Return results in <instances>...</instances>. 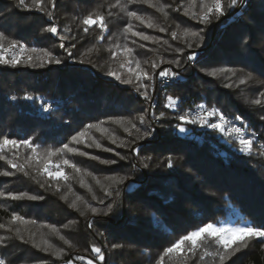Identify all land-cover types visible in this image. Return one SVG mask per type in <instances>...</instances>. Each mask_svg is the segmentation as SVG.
I'll list each match as a JSON object with an SVG mask.
<instances>
[{"label":"trees","instance_id":"16d2710c","mask_svg":"<svg viewBox=\"0 0 264 264\" xmlns=\"http://www.w3.org/2000/svg\"><path fill=\"white\" fill-rule=\"evenodd\" d=\"M115 2L56 0L50 20L43 12L19 7L18 0H0V32L29 48L47 49L62 61L42 67L24 63L17 67L0 65V138L30 139L40 146L41 152L67 143L89 153L88 156L66 153V158L91 174H76L65 167L72 178L68 182L55 181L31 169L25 175L0 160V171L15 173L0 176V192L5 193L0 197V224L5 225L0 228V238H4L0 259L5 264H63L68 260L86 264L75 258H93L92 245L107 254L104 261H96L98 264H157L165 248L206 223H220L237 213L238 218L248 220L253 226H264V157L258 155L257 147L264 144V119H261L264 105L251 103L264 92V0H241L235 8L228 7V0H223L225 14L213 15L207 24L184 15L188 0H160L171 5L167 18L145 4H127L122 0L128 11L151 16L168 29L166 32L130 21L120 7H110ZM199 6L200 0H197L196 11ZM92 11L103 13L107 31L102 32L95 25L87 33L83 31L80 20ZM129 22L136 30L157 37L160 42L142 41L130 34L126 37L123 29ZM51 24L56 25L58 34L44 31ZM177 25L199 31L201 35L198 38L179 36L173 40L170 33L177 30ZM65 28L69 31L65 32ZM61 35L67 39L61 40ZM125 43L135 50L132 58L140 60L142 67L153 73L151 81H143L148 85L149 97L155 94V82L161 70L172 66L180 74L168 92L157 98L155 107L150 98L141 95L143 89L137 90L135 80L125 84L107 74L111 70L124 78L129 76L127 67H120L124 57L113 59L108 51ZM189 43L191 47L187 46ZM93 46L95 50L91 54L81 55ZM190 55L195 58L187 63ZM159 57L165 61L179 60L180 64L165 62L153 71L151 61L159 62ZM214 69H219L217 75H208ZM249 74L252 79L241 85L239 81L247 79ZM28 95L35 99H26ZM169 97L174 101L172 106H167ZM47 103L52 107L44 114L42 108ZM200 106H215L222 114L239 116L247 137L253 140L252 153L241 151L236 140L219 130H202L196 123L178 119L183 115L192 118V112ZM141 115L145 117L143 124L138 119ZM119 119H123V125L113 122ZM100 122L118 138L115 144L108 134L94 129L89 134L100 142L101 148L71 142V137L88 124ZM128 122L135 123L140 132L135 129L131 135L126 132L124 127ZM181 127L187 132L181 133ZM145 132L151 134L144 136ZM29 151L20 147L6 155L12 158L14 153L18 154L17 162L23 163ZM93 156L99 159H92ZM52 159L60 163V157ZM101 160L116 163L104 164ZM106 177L122 178L123 182L113 183ZM81 179L85 187H81ZM69 185L72 192H68ZM9 192H27L42 199L12 200L7 198ZM66 193L67 200L61 199ZM77 195L100 210V214L86 211L80 202L79 210L70 208ZM93 195L96 199H92ZM13 212L35 223H11ZM44 225H54L72 247ZM41 239L55 248H63V257L43 251V246L33 247ZM206 246L209 251L219 247L211 242ZM201 254L198 251L184 264H213V257L200 260ZM164 264L178 262L175 257H168ZM226 264H264V239L250 241L247 248Z\"/></svg>","mask_w":264,"mask_h":264},{"label":"snow or ice","instance_id":"6c2138e0","mask_svg":"<svg viewBox=\"0 0 264 264\" xmlns=\"http://www.w3.org/2000/svg\"><path fill=\"white\" fill-rule=\"evenodd\" d=\"M127 4H145L148 7L154 8L157 12L161 13L165 18L168 17V11L171 7L169 4L161 3L160 0H126ZM241 0H228V7L235 8ZM197 0H188L187 6L184 8V15L191 16L193 19H197L200 23H210L213 15L219 17L225 14V5L223 0H200L199 11H196ZM18 6L22 7L26 10H33L43 12L50 20L53 18L54 13L52 9L56 6V0H30L26 2V0H18ZM110 7H120L123 11H125L127 17L130 21H138L141 25H144L147 28H156L160 32L168 31L167 28L160 26L155 22V20L151 17H145L144 15L139 14L137 11H128L125 5L122 3V0H116L115 4L110 5ZM179 10V9H177ZM111 15V13H109ZM105 16L103 13L98 11L89 12L86 16H84L80 20V24L83 25V31L87 33L89 29L95 25L102 32L107 31V24L105 23ZM177 30L171 31L170 35L173 40H176L179 36L185 38H198L201 33L199 31H193L189 28H180V25L176 26ZM45 32L51 33L53 35L58 34V28L55 24H51L50 26L44 29ZM65 32H68L69 29L65 28ZM123 33L127 37L130 34L132 37H137L142 41H152L154 43H159V38L151 37L147 35L143 31H138L135 29L133 23L129 22L123 29ZM61 40L67 39L66 36L61 35ZM132 43L135 44L136 41L132 40ZM165 43H167L165 41ZM191 47L192 45L189 43L187 45ZM61 48H64V44L60 45ZM140 47H144V45H140ZM18 49V51H17ZM95 50V46L88 48L81 55L91 54ZM108 51L111 53V57L116 59L118 56L124 57V60L121 62V69L127 67V71L129 76L124 78L122 74L109 70L108 75L114 76L115 79L120 80L125 84H132L134 80L137 84V90L143 89L141 95H143L146 99L150 98L148 96V85L144 84V80L151 81L153 79V73H150L145 68L142 67L141 61L137 59H133L134 56V48L129 47L127 43L123 45H115V50L113 48H109ZM177 51H182L177 49ZM30 53H38L39 55L33 56ZM68 55L71 57V51H68ZM194 55H190L188 57L189 60L194 59ZM35 61V63H34ZM83 61H81L82 63ZM175 64L179 66V60H167L165 61L163 57H159V62L156 60L151 61V68L153 71L160 67L162 63ZM21 63L29 64L31 66H44V64H60L62 61L57 58L53 52L47 49H37V48H29L27 45L19 43L15 39H10L4 32H0V65H8L11 67H17ZM144 63H149L148 61H144ZM135 64V68L132 65ZM220 71H226L221 69ZM177 73L173 72L170 68H165L159 72V76L165 78L175 77ZM210 76L217 75V71L213 70L208 73ZM252 79V76L249 74L247 79H241L239 83L241 85L246 84L249 80ZM226 87H231V85H225ZM260 98L253 99L251 101L254 105H264V92L259 93ZM28 100L35 99L33 96L28 95L25 97ZM174 101L171 97H169V105L172 106ZM202 107V106H201ZM47 110V109H45ZM163 115V113H161ZM207 116H218V122L216 123H208V120L205 116H199L195 118H191L188 115H183L178 117V119L185 121L186 123H200V124H208V126L212 129L225 131V125L229 124V121L226 117L219 112L218 109H212L208 111ZM139 122L141 124L144 123L145 117L143 115L139 116ZM235 119L240 120L241 118L237 116ZM264 119V117H261ZM114 123H118L123 125V119L115 120ZM103 122L98 124H88L82 131L77 132L74 136L71 137V142L75 144H85L86 147L95 146L96 148H101L102 145L98 140L92 137L89 134V130H95L100 132L101 134H108V138L112 141V143L117 142V137L112 136L109 133L107 128L102 127ZM135 129L137 133L140 132V129L137 127L135 123L128 122V125L124 127V130L128 132L130 135L132 130ZM184 131L183 128L180 129ZM228 134L232 135L233 133L237 134L238 143L240 145V150L248 153H252L253 151V140L246 139L243 135H241V128L230 127L227 129ZM150 132L143 133L144 136L150 135ZM89 141H91L89 143ZM20 147H24L29 149V154L24 157L23 163L17 162L19 160L18 154L13 155L12 158H9L6 155V152L12 150H18ZM105 151H111V149H104ZM66 153H77L81 156H88L89 153L80 151L78 148L70 147L69 144H63L60 148H46L42 152L40 151V146L34 144L30 139H9L7 136H3L0 138V160L6 161V163L10 166L11 169H15L16 171L22 172L25 175H28V169H31L37 175L47 177L51 180L59 181L63 180L64 182H68L72 177L65 172V167L71 168L73 172L76 174H87L84 170L79 168L76 163L72 162L70 159L66 158ZM258 155L264 157V145L261 146ZM53 157H60V163H55L53 161ZM92 159H99V157L93 156ZM121 159H125V157H121ZM101 163L104 164H115V160H101ZM171 166V164H169ZM15 173L12 171H0V176H12ZM95 183L101 185L107 195H111V192L108 191V188L104 187L101 184V181L98 178L93 177ZM106 180H110L113 183H122V178L117 179L116 177H106ZM81 187H85V183L83 179L80 180ZM41 187H45L44 184L40 185ZM51 186V185H49ZM57 190L60 189V184H56ZM88 190L91 191V186H87ZM68 192H72V188L69 185ZM5 193L0 192V197H4ZM7 198L12 200H21L27 198L29 200H37L42 199V197L31 195L27 192L21 193H12L9 192L7 194ZM61 199L67 200V193L61 196ZM92 199H96L93 195ZM78 202L83 203L85 210L90 211L93 215L100 214V210L96 207H93L91 204L87 203L83 200V197L77 195L75 199L69 204L70 208L78 209ZM103 203V201H99ZM111 211V205L108 206V212ZM108 212H104V215H107ZM84 212H81V215H84ZM11 223L19 222L21 224H34L35 221H26L23 216L13 212L11 214ZM69 223H74V221H70ZM5 225L0 224V228H4ZM44 227L49 228L55 235L59 237L60 240L64 242V244L72 247L69 240H67L63 235H60L59 230L54 225H44ZM65 228L68 225H64ZM91 227V224H89ZM11 231V229H8ZM17 235L19 236L20 229H16ZM23 239V237H20ZM264 239V226H253L251 224H245L243 226H235V227H218L212 223H206L203 226L188 232L186 235L180 237L178 240L173 242L169 247L163 250V253L160 255L157 264H164L165 258L175 257L178 264H184V261L191 256H195L198 251H201L200 260H204L205 257H213V264H226L228 260H230L233 256H235L242 249L247 248L249 246L250 241L254 239ZM4 238H0V244H2ZM208 242L214 243L218 245L214 251H209L206 246ZM43 246V247H42ZM33 247L41 248L45 252L51 251L54 256L57 258H62L64 255L63 248H55L52 244H50L46 239H41L39 244L33 243ZM113 247H119V245H113ZM91 252L93 254V258H86L84 256H77L75 259L85 261L86 264H96V261H104V254L100 247L92 245ZM0 264H5L3 259H0ZM66 264H72V260L66 261Z\"/></svg>","mask_w":264,"mask_h":264},{"label":"built area","instance_id":"2783aa9c","mask_svg":"<svg viewBox=\"0 0 264 264\" xmlns=\"http://www.w3.org/2000/svg\"><path fill=\"white\" fill-rule=\"evenodd\" d=\"M166 68H170L173 72L177 73V75L175 77L172 78H165V77H161L159 76V74L157 75L156 78V88H155V94L153 96V99L156 100L158 97H160L162 94H166L170 88L171 85H173L174 83H176L179 78H180V74L177 70L174 69V67L172 66H167ZM155 101V104H157V102ZM51 105L47 104L45 107H43V113L47 114L49 112V110L51 109ZM47 109V110H45ZM212 109H216L215 106H200L198 108H196L193 112H192V118L195 117H199V116H205L208 120V123H216L218 122V116H207L208 111L212 110ZM226 119L229 121V124L225 125V131H221L223 133V135H225L226 137H230L233 138L234 140H236L238 142L237 139V134L233 133L232 135L228 134L227 129L230 127H236V128H241V135H243L246 139H248L247 137V130L245 128V126L241 123L240 120L235 119V117H231L229 115H225L223 114ZM200 129L202 130H208V129H212L208 126V124H200V123H196ZM151 128H153V126H151ZM212 130H216V129H212ZM220 131V130H219Z\"/></svg>","mask_w":264,"mask_h":264},{"label":"rangeland","instance_id":"374dc122","mask_svg":"<svg viewBox=\"0 0 264 264\" xmlns=\"http://www.w3.org/2000/svg\"><path fill=\"white\" fill-rule=\"evenodd\" d=\"M241 6V4L239 5V7ZM238 7V8H239ZM237 8V9H238ZM237 9H235L234 11H237ZM190 62V60H187V63H189ZM220 69V68H219ZM219 69H214V70H216L217 72L219 71ZM211 71H213V70H211ZM210 71V72H211ZM224 72V71H223ZM155 84H156V82H155ZM154 84V85H155ZM153 96H154V94L152 95V97H150V101H151V103H152V106L153 107H155L156 106V104H155V101L154 100H156V97H155V99H153ZM158 99H159V97H158ZM156 102L158 103V100H156ZM47 104H49V103H47ZM47 104H45V106L47 105ZM44 106V107H45ZM42 111H43V108H42ZM156 120V119H155ZM158 120H156V122H157ZM151 126H153V123H151L150 124ZM149 125V126H150ZM181 128H183V127H181ZM180 128V129H181ZM150 129V128H149ZM152 129V128H151ZM151 129H150V131H151ZM184 129V128H183ZM180 132L181 133H185V132H187V130H185L184 129V131H181L180 130ZM249 139V138H248ZM251 139V138H250ZM262 145H264V144H260V145H258L257 147L260 149L261 148V146ZM212 224H215L216 226H218V227H235V226H243V225H245V224H251L248 220H245V219H242L241 217L240 218H238V215H237V213L236 214H233V215H230L227 219H225V220H223V221H221L220 223H212ZM104 254V257H106V253H103ZM63 264H66V263H63ZM72 264H81V263H72ZM96 264H98V263H96Z\"/></svg>","mask_w":264,"mask_h":264}]
</instances>
